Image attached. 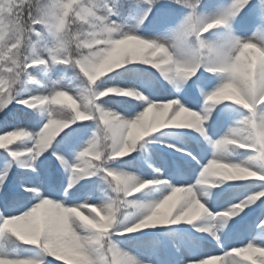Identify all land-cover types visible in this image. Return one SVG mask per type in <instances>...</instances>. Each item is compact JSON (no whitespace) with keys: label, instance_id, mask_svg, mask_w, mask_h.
Wrapping results in <instances>:
<instances>
[{"label":"snow or ice","instance_id":"obj_1","mask_svg":"<svg viewBox=\"0 0 264 264\" xmlns=\"http://www.w3.org/2000/svg\"><path fill=\"white\" fill-rule=\"evenodd\" d=\"M0 264H264V0H0Z\"/></svg>","mask_w":264,"mask_h":264}]
</instances>
